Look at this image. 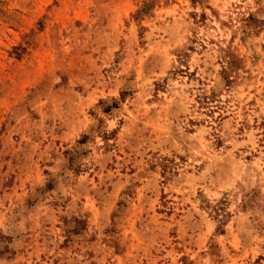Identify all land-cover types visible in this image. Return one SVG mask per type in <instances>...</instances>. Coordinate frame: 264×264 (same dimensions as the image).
<instances>
[{"label": "rangeland", "instance_id": "obj_1", "mask_svg": "<svg viewBox=\"0 0 264 264\" xmlns=\"http://www.w3.org/2000/svg\"><path fill=\"white\" fill-rule=\"evenodd\" d=\"M0 264H264V0H0Z\"/></svg>", "mask_w": 264, "mask_h": 264}]
</instances>
